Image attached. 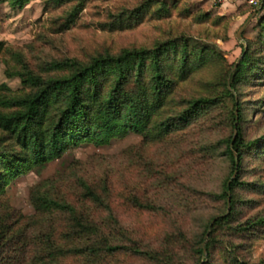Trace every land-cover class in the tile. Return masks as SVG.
I'll use <instances>...</instances> for the list:
<instances>
[{
    "label": "rangeland",
    "instance_id": "obj_1",
    "mask_svg": "<svg viewBox=\"0 0 264 264\" xmlns=\"http://www.w3.org/2000/svg\"><path fill=\"white\" fill-rule=\"evenodd\" d=\"M13 1L0 2V86L12 95L30 91L15 75L24 67L44 78L67 77L69 71L52 65L68 59L89 65L99 55L170 42L180 44L178 58L184 44L188 53L203 50L212 57L177 86L175 107L168 112L188 110L195 100L217 103L162 142L144 145L143 136L133 132L103 146L84 140L71 144L60 158L23 166L0 181V203L34 216L30 194L37 186L52 182L51 193L71 201L83 194L81 182L100 192L106 186L119 201L121 223L120 228L105 225L107 232L125 231L131 239L127 245L156 250L161 259L170 255L173 264H230L236 258L262 264L264 224L239 228L264 219L263 0H87L82 6L78 0H29L23 8H13ZM245 49H251L258 64L257 70L246 72L236 93L243 139L251 147L231 207L221 197L235 175L226 153L235 134L234 109L224 84ZM170 58L175 59L173 52ZM137 198L155 209L133 207ZM232 210L227 224L207 228ZM209 241L210 254L202 256L198 249ZM107 264L160 263L130 252L110 257Z\"/></svg>",
    "mask_w": 264,
    "mask_h": 264
},
{
    "label": "trees",
    "instance_id": "obj_2",
    "mask_svg": "<svg viewBox=\"0 0 264 264\" xmlns=\"http://www.w3.org/2000/svg\"><path fill=\"white\" fill-rule=\"evenodd\" d=\"M62 1L56 0V3ZM78 1L82 6L87 0ZM28 2L14 0L12 6L23 8ZM180 47L169 42L153 49H125L115 55H99L89 65L70 59L52 65L54 70L69 71L67 77L44 78L27 67L16 72L24 88L30 91L16 96L5 85L0 86V107L5 110L0 111V181L6 175L18 173L23 166L41 165L60 158L71 144L84 140L103 146L133 132L143 136V144L149 145L186 129L197 113L217 102L195 100L188 110L168 112L170 106L175 107L177 86L212 57L203 50L188 53L184 44L183 56L178 58ZM253 57L251 49L244 51L236 70L228 74L224 84V93L233 104L235 134L237 131V135L228 140L226 150L232 162V173L237 175L226 182L221 195L231 207L236 202L235 189L243 184L241 168L251 147L243 139L242 106L236 93L246 72L257 70ZM5 91L7 93H3ZM47 183L31 191L34 216H25L8 204L0 203V264H107L110 257L130 252L160 264H173L170 255H163L161 259L156 250L143 251L135 243L127 245L125 241L131 239L125 231L119 229L122 234L107 232L108 224L121 227L116 216L120 204L108 187H102L100 192L81 182L83 194L71 201L56 192L51 193L53 183ZM131 203L139 210L155 209L139 198ZM232 214L233 210L215 218L214 224L207 228L214 231L217 226L227 224ZM261 224L264 219L247 224L239 231ZM211 247L209 241L198 252L204 256L206 249L210 254ZM230 264L248 263L236 258Z\"/></svg>",
    "mask_w": 264,
    "mask_h": 264
},
{
    "label": "water",
    "instance_id": "obj_3",
    "mask_svg": "<svg viewBox=\"0 0 264 264\" xmlns=\"http://www.w3.org/2000/svg\"><path fill=\"white\" fill-rule=\"evenodd\" d=\"M250 20H251V18H250ZM250 20H248V22H247L246 24H244V26L241 28V30H240V32H239V37L241 36V33L244 31V29L247 27V25H248V23L250 22ZM246 50H247V49H246ZM246 50H245V51H246ZM242 58H243V56L241 57V59L239 60V62L235 65L233 71L236 70V68H237V66L239 65V63H240V61L242 60ZM236 135H237V131H236L235 136H236ZM236 175H237V173L234 175L233 179H235ZM213 224H214V222H213ZM204 251H205V255H207L206 249H205Z\"/></svg>",
    "mask_w": 264,
    "mask_h": 264
}]
</instances>
